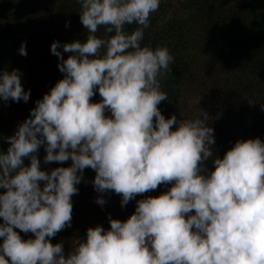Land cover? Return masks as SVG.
I'll return each mask as SVG.
<instances>
[{
  "label": "clouds",
  "instance_id": "clouds-1",
  "mask_svg": "<svg viewBox=\"0 0 264 264\" xmlns=\"http://www.w3.org/2000/svg\"><path fill=\"white\" fill-rule=\"evenodd\" d=\"M160 2L77 0L85 40L50 44L62 78L3 137L0 264H264V141L238 139L214 155L202 96L191 101L199 106L192 118L161 113L169 99L161 80L174 57L167 46L141 43ZM19 54L27 55L23 42ZM21 77L19 69H0V100L28 102ZM96 92L101 99L93 102ZM41 146L45 164H71L42 170ZM86 168L95 172L94 190L116 193L122 208L171 187L137 200L126 220L109 215L107 229L88 227L65 253L64 242L51 238L71 227ZM95 202L106 203L102 195ZM16 229L33 236L22 239Z\"/></svg>",
  "mask_w": 264,
  "mask_h": 264
},
{
  "label": "trees",
  "instance_id": "trees-1",
  "mask_svg": "<svg viewBox=\"0 0 264 264\" xmlns=\"http://www.w3.org/2000/svg\"><path fill=\"white\" fill-rule=\"evenodd\" d=\"M48 1L44 6L49 4ZM58 1L59 5L55 9L59 11L58 20L52 25L38 26L37 31L33 26H27V22L26 25H18L22 36L24 32L32 35L31 39L24 35V44L30 41L33 44L44 39L59 41L61 44L85 40L86 30L79 18L80 6L77 0ZM8 2L11 3V0ZM181 9L191 11L192 15L180 17L172 13L165 16L166 10L159 14L153 13L150 27L145 29L141 42L142 45L148 44L153 48L158 45L167 46L174 57L172 74L161 80L162 90L169 98L158 105L161 113L166 118L176 114L178 119H185L180 97L184 91L190 89L192 98L202 96L200 107L210 116L209 124L214 128V155L222 157L238 139L259 137L264 141V110L260 107L264 104V0H183ZM35 14L37 8L32 17ZM37 17L30 18L28 23ZM134 27L135 25L127 26V30ZM97 35H103V28ZM8 41L6 46H12L17 44L18 39L11 36ZM16 48H19L18 44ZM9 49L5 48L7 54ZM60 51L65 57L68 56L62 48ZM51 54L49 57L45 56L43 61L46 63L49 59L58 64V58ZM56 81L54 75L47 77L37 73L34 79L22 84L26 91L30 90L28 102L21 100L17 103L9 100L11 108L22 121L29 116V110L35 106V101L41 99ZM246 98L257 103L250 105ZM100 99L98 92L92 97L93 102ZM1 126L0 122V137ZM6 150L0 144V151ZM43 154L45 153L42 151L37 153L40 162ZM24 163L29 164V160L26 158ZM205 165L212 167L211 160L206 161ZM53 166L55 165L52 162L48 163V169L40 167L44 171H50ZM94 176L92 169L84 170L83 179L77 185L78 194L72 200L71 227L52 237V243H57L59 238L72 241L73 237H83L90 226L99 224L107 229L109 215L115 219L126 220L134 212L136 201L144 195H137L122 208L121 197L116 193L109 191L100 194L94 190ZM170 187L171 185H164L163 192ZM99 195L106 201L103 206L95 202ZM92 196L95 197L93 203L81 206L82 198ZM0 223H3L2 218ZM19 234L22 239L33 236L32 233Z\"/></svg>",
  "mask_w": 264,
  "mask_h": 264
},
{
  "label": "rangeland",
  "instance_id": "rangeland-1",
  "mask_svg": "<svg viewBox=\"0 0 264 264\" xmlns=\"http://www.w3.org/2000/svg\"><path fill=\"white\" fill-rule=\"evenodd\" d=\"M9 0H0V69L5 70H12L13 68L19 69L22 73L21 81L22 84L26 83L29 79H34L37 73H42L43 75H46L49 77L50 75L53 77H56V79H60L59 76L63 74H59V70L57 67V63L53 60H47L46 63L43 61L45 56H48L51 54L50 52V44L52 41L44 39L42 41H39L37 43H33L30 41L25 44L26 46V56H22L19 54V48H16V45L20 47V44L24 41V38L26 35L27 38L31 39L32 35H28L25 32L23 33V36L21 34V29L19 26L26 25L35 28L37 31L38 26H48L52 25L53 22H56L58 20L57 14H59V11H56L55 9L59 5L58 0H11V3L8 2ZM46 1L49 2L46 6ZM183 0H161L159 10L155 12L154 14H159L161 11H165V16L176 13L177 16L180 17H187V15H192L191 11L183 10L181 9V2ZM39 6V8L37 7ZM37 8V14H35L32 17V13L36 11ZM160 11V12H159ZM161 15V14H160ZM38 16V17H37ZM37 19L33 20V22L28 23L30 18ZM19 25V26H18ZM42 29V28H41ZM40 30V29H39ZM38 30V31H39ZM21 34V36H20ZM11 36H14L18 39L17 44L15 43L12 46H6L9 43V38ZM21 37V38H20ZM5 43V44H4ZM9 47V52L5 51V48ZM53 55V54H51ZM194 98H192V92L190 89H187L184 91L180 97V104L182 106L183 114H185V118H192L194 115L198 112V107L191 103V101ZM22 119L19 117V115L13 111V109L10 106L9 101L4 102L3 100H0V122L2 123V133L0 137V144L4 145V147H8V143L6 140L3 139V137L10 136L14 134V132L17 129V126L19 123H21ZM39 151H42L45 153L44 147L41 146L39 148ZM46 155L43 154L42 158ZM55 166L53 168L58 166H68L71 164V161H66L63 164H60L58 162H53ZM41 167H44L48 169V164H45L43 160H41ZM209 170L212 167H207ZM89 169V168H88ZM164 190V185H160L156 190L144 193L143 198H146L148 196H158L160 193H162ZM97 198V196H96ZM76 199L74 198V195L72 197V200ZM95 197H84L81 201V206H86L89 203H93L92 200H94ZM89 211V210H88ZM92 221L94 220L93 217L90 218ZM16 231L19 232V229H16ZM22 234H25L23 232H19ZM63 241L64 242V250L65 253L68 252V250L71 248L72 241L59 238L57 242Z\"/></svg>",
  "mask_w": 264,
  "mask_h": 264
}]
</instances>
